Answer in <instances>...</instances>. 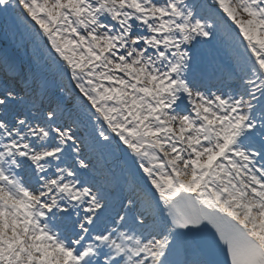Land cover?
<instances>
[{"label":"snow or ice","instance_id":"1","mask_svg":"<svg viewBox=\"0 0 264 264\" xmlns=\"http://www.w3.org/2000/svg\"><path fill=\"white\" fill-rule=\"evenodd\" d=\"M0 20L35 57L0 55V264H264V0Z\"/></svg>","mask_w":264,"mask_h":264},{"label":"rangeland","instance_id":"2","mask_svg":"<svg viewBox=\"0 0 264 264\" xmlns=\"http://www.w3.org/2000/svg\"><path fill=\"white\" fill-rule=\"evenodd\" d=\"M28 44V43H27ZM0 46L2 48L10 49L12 52L20 55L21 57L27 56L30 51L27 49L25 43H21L19 37L13 38L11 34L6 35L4 32V22L0 20ZM227 52L222 48H206L200 50L201 62L207 64L209 59L213 56L222 59V56H226ZM34 65V62H33ZM31 67V66H30Z\"/></svg>","mask_w":264,"mask_h":264},{"label":"bare ground","instance_id":"3","mask_svg":"<svg viewBox=\"0 0 264 264\" xmlns=\"http://www.w3.org/2000/svg\"><path fill=\"white\" fill-rule=\"evenodd\" d=\"M10 57L16 61L17 65H19V68L21 69V67L23 66V65L21 64V62H19V61H18L15 57H13V56H10Z\"/></svg>","mask_w":264,"mask_h":264}]
</instances>
